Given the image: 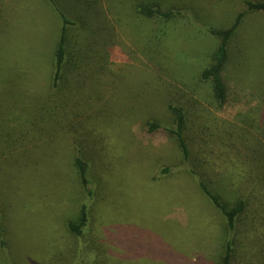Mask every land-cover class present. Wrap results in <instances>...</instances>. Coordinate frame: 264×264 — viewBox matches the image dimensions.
I'll list each match as a JSON object with an SVG mask.
<instances>
[{
	"label": "rangeland",
	"instance_id": "374dc122",
	"mask_svg": "<svg viewBox=\"0 0 264 264\" xmlns=\"http://www.w3.org/2000/svg\"><path fill=\"white\" fill-rule=\"evenodd\" d=\"M140 1L99 0L90 40L101 51L73 100L56 101L55 124L42 109L43 59L58 21L44 0H0L4 238L37 264H214L229 232L198 187L205 177L245 200L237 264H264V13H247L227 45L218 109L198 73L218 44L209 29L228 28L242 1L164 0L177 16L162 39L134 13ZM169 105L183 109L186 159L173 135L147 131L174 129ZM76 156L90 167L85 187ZM81 205L88 221L74 236L67 225Z\"/></svg>",
	"mask_w": 264,
	"mask_h": 264
},
{
	"label": "trees",
	"instance_id": "16d2710c",
	"mask_svg": "<svg viewBox=\"0 0 264 264\" xmlns=\"http://www.w3.org/2000/svg\"><path fill=\"white\" fill-rule=\"evenodd\" d=\"M50 11L58 21V29L52 51L44 55L43 61L48 65L49 93L42 109L49 119L55 124L63 123L60 114H56V101L64 100L71 102L75 91L81 88L83 74L94 66V56L99 55L100 48L96 49L91 43L93 18H99L97 4L99 0H44ZM245 11L238 13L230 26L225 29L210 28L209 33L218 40L215 50L210 56L209 63L198 73L199 81L206 84L207 99L210 105L221 109L227 101L228 88L224 79V73L229 63L227 45L236 34L247 13H264V1L241 0ZM164 0H141L133 7L134 13L147 22H154L155 37L167 34V29L177 16L174 10H163ZM97 13V14H96ZM159 35V36H158ZM151 36V35H149ZM161 41V40H160ZM84 69V70H83ZM53 92V93H51ZM65 94V96H64ZM169 112L173 115L174 129H162L157 123H149L147 131L150 133L163 132L175 137L178 147L184 159L188 158V150L183 136L185 117L182 107L169 105ZM73 167L76 170L80 184L85 187L88 182L89 165L80 156L73 159ZM259 170L264 174V156L259 163ZM261 174V181L264 176ZM201 193L210 201L223 216L226 229L229 234L225 236L216 249L214 264H237L239 245L237 240V224L245 215L246 203L238 198L236 193L223 192L214 185L211 178L204 181L197 180ZM90 193V192H89ZM232 194V195H231ZM87 206L81 205L76 222L69 221L67 227L71 234L79 236L85 227L87 218ZM243 220V219H242ZM243 226V221L241 223ZM245 229V227L243 228ZM0 251H9L0 264H37L26 260L21 254L20 247L14 242L6 241L0 216ZM20 257V262L15 261Z\"/></svg>",
	"mask_w": 264,
	"mask_h": 264
}]
</instances>
